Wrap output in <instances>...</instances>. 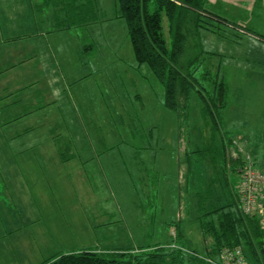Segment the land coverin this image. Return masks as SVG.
<instances>
[{
  "label": "rangeland",
  "instance_id": "rangeland-1",
  "mask_svg": "<svg viewBox=\"0 0 264 264\" xmlns=\"http://www.w3.org/2000/svg\"><path fill=\"white\" fill-rule=\"evenodd\" d=\"M247 5L248 0H208L207 9L232 23L246 25ZM108 11L110 15L120 14L119 6L116 12L114 5ZM98 17L93 29L94 61L90 59L95 65L92 85L95 94L93 102L91 97L84 98H90V102L88 109L83 110L82 130L88 143L95 147L97 160L104 161L107 150L106 161L112 166L109 181L101 183L99 173L103 168L96 165L95 178L91 177L89 184V215L85 212L87 202L83 206L74 182L66 184L65 193L43 182L33 187L25 198L24 174L20 172L23 167H8V162L18 161V154L14 158L17 152L8 150L18 126L10 127L6 113L0 112L1 262L39 264L48 255L87 250L131 251L169 243L206 255L213 245V237L204 235L201 223H218L222 213L214 211L219 208L229 206V211L235 210L239 174L231 163L232 155L239 156L243 162L250 157L264 173V55L253 54L256 62L252 67L256 70L250 68L245 61L248 56L244 54L249 47L247 39H237V42L234 31L219 27L223 38H215L213 53L216 54H209L201 68L203 72L221 69L230 87L228 108L220 114L219 132L213 137L209 127L203 126L198 94H193L185 118L166 109L163 86L147 66L137 68L126 22L121 19V26L117 21H105L100 14ZM163 24L170 43L166 19ZM237 51L241 52L242 68L232 64V57L237 59L233 55ZM41 122L46 123V128L29 137L28 144L46 145L45 157L53 158L51 136L55 131L50 120L45 118L38 123ZM64 126L61 120L60 127ZM62 128L54 137L57 136L61 153L69 157L73 141ZM202 137L208 144L215 138L206 157L194 153L202 145ZM224 141L232 143L226 149L227 161ZM31 153L39 154L38 151ZM199 191L207 192V200L203 208L196 210L194 196ZM76 210H82L80 219L93 223L94 232L89 224V232L77 229ZM104 210L110 215L102 224L98 213ZM206 212L214 214L204 215ZM174 223H180L185 231V246L177 241ZM172 228L176 238L172 236ZM32 230L43 233L41 239L45 242L41 249L34 238L28 240L23 235ZM48 236L50 239L46 241ZM23 257L31 259L30 262H24ZM247 259L250 264H259L251 254Z\"/></svg>",
  "mask_w": 264,
  "mask_h": 264
},
{
  "label": "crops",
  "instance_id": "crops-1",
  "mask_svg": "<svg viewBox=\"0 0 264 264\" xmlns=\"http://www.w3.org/2000/svg\"><path fill=\"white\" fill-rule=\"evenodd\" d=\"M67 1L0 0V112L6 113L10 127L18 126L17 133H14L8 144V150L17 152L14 158L18 154V161L8 162V167H23L20 172L24 174L26 185L24 197L28 198L29 191L32 192L33 187L43 182L49 183L52 188H60L63 193L66 184L74 182L79 198L84 201L83 206L85 201L87 202L85 212L89 215L91 177L94 179L96 167L102 166L103 170L99 174L102 176L101 183H105L106 179L109 181L112 167L111 163L106 161L107 150L104 161L97 160L98 153H95V147L88 143V138L84 137L82 130L83 110L84 107L88 109L90 102V98H84L92 99L95 94L92 87L95 65L90 61H94L92 54L96 47L93 29L98 24L99 14L105 21L121 23V19L118 13L110 15L108 11V8L114 5L116 12V0H77V14L84 23L64 27L63 24L69 21L70 15L69 12L62 11L63 6L61 10L59 6L69 7L70 3ZM246 22V25L241 23L239 26L247 27L249 32L233 27L228 29L235 32L236 41L242 38L248 40L249 47L244 52L248 57L245 61L250 68L256 70L252 67L253 62H256L253 54L264 55V42L260 37L264 36V0H248ZM215 38L221 40L222 37L219 33L204 31V45L208 53H213ZM233 55L237 59L232 57V64L242 68L241 52L237 51ZM72 64L76 66L72 67ZM45 118L50 120L51 128L55 131L52 132V141L50 140L54 144L53 158L45 157L43 151L47 149L46 145L38 142L28 144L29 137L41 133L39 129L46 128V123H38ZM61 120H64L63 128L73 141L72 155L69 157L61 153V146L56 144L57 136L54 137L62 128ZM33 151H38L39 154H32ZM32 174L37 176L33 178ZM81 211L76 210L74 213L78 216V220H75L77 229L89 232V224L94 232L92 222L80 219ZM91 214L94 218L95 213ZM98 214V220L105 224L110 212L104 210ZM87 219L90 220L88 217ZM14 221L15 218L12 222ZM10 231L8 229V232ZM41 234L43 233L40 230H32L23 235L28 240L34 238L41 249L42 242H45L41 239ZM48 239L49 236L46 241ZM70 253L72 252L65 254ZM55 256L60 255H48L39 264ZM30 260L23 257L24 262ZM0 264H15V261H0Z\"/></svg>",
  "mask_w": 264,
  "mask_h": 264
},
{
  "label": "trees",
  "instance_id": "trees-1",
  "mask_svg": "<svg viewBox=\"0 0 264 264\" xmlns=\"http://www.w3.org/2000/svg\"><path fill=\"white\" fill-rule=\"evenodd\" d=\"M119 6V18L127 24V31L133 48L137 68L147 66L164 88L163 104L169 111L188 116L193 94H198L202 103L201 119L214 137L218 131L220 114L228 108L230 87L217 71L201 68L206 64L208 53L203 39L204 31L219 33V27L241 28L224 17L207 9L208 0H116ZM69 7L60 5L62 11L69 12V21L65 26L81 25L82 18L77 14V0H68ZM154 6V10L151 9ZM65 7V8H64ZM164 19L170 34L169 43L164 33ZM264 42V36H260ZM223 38V37H222ZM186 113V114H185ZM202 145L194 153L207 156L215 138L208 144L202 138ZM232 144V143H231ZM224 141L225 160L227 146ZM205 156V157H206ZM231 163L238 173L243 165L242 159L231 157ZM214 166V164H213ZM215 168V167H214ZM207 192L195 193L196 210L203 208ZM235 210L224 207L215 210L221 212L218 223H201L204 235L213 237V245L208 254H215L224 247H242L259 264H264V231L256 218L246 217L239 207L236 194ZM206 212L204 215L214 214ZM177 241L184 245L185 231L180 223H174ZM173 244V243H172ZM172 244H159L153 247H141L135 250L117 252L82 251L55 256L42 264H206L187 255ZM185 246V245H184Z\"/></svg>",
  "mask_w": 264,
  "mask_h": 264
},
{
  "label": "built area",
  "instance_id": "built-area-1",
  "mask_svg": "<svg viewBox=\"0 0 264 264\" xmlns=\"http://www.w3.org/2000/svg\"><path fill=\"white\" fill-rule=\"evenodd\" d=\"M232 156L237 157V155ZM238 174L237 193L240 210L246 217L258 219L261 229L264 231V173L248 157L245 158ZM171 232L172 236L176 238L173 229ZM171 248L182 250L206 264H250L242 247H224L212 255L187 251L176 243H173Z\"/></svg>",
  "mask_w": 264,
  "mask_h": 264
},
{
  "label": "bare ground",
  "instance_id": "bare-ground-1",
  "mask_svg": "<svg viewBox=\"0 0 264 264\" xmlns=\"http://www.w3.org/2000/svg\"><path fill=\"white\" fill-rule=\"evenodd\" d=\"M239 198V197H238Z\"/></svg>",
  "mask_w": 264,
  "mask_h": 264
}]
</instances>
